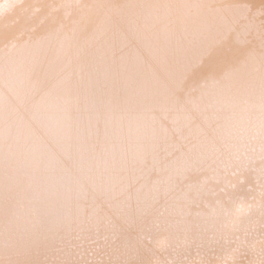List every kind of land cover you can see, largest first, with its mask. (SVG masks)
<instances>
[{"label": "bare ground", "instance_id": "obj_1", "mask_svg": "<svg viewBox=\"0 0 264 264\" xmlns=\"http://www.w3.org/2000/svg\"><path fill=\"white\" fill-rule=\"evenodd\" d=\"M0 264H264V0H0Z\"/></svg>", "mask_w": 264, "mask_h": 264}]
</instances>
